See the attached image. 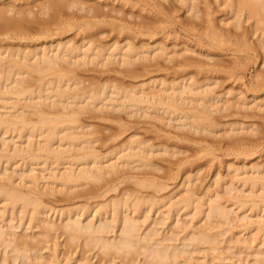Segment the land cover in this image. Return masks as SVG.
Returning <instances> with one entry per match:
<instances>
[{
  "label": "bare ground",
  "instance_id": "6f19581e",
  "mask_svg": "<svg viewBox=\"0 0 264 264\" xmlns=\"http://www.w3.org/2000/svg\"><path fill=\"white\" fill-rule=\"evenodd\" d=\"M99 1L104 2L106 0H99ZM124 1L122 3L123 6L125 4L127 5V3L130 4V2L131 4H135L134 3L135 1L134 2L130 0H124ZM163 1H165L164 3L166 4V1L168 0H162L161 2ZM214 1L217 4L216 6L218 8H224L228 10L227 14L230 16V19L228 22L227 21L228 19L223 21L220 18V21L218 20L219 22L217 21L216 23V21L213 19V15L211 12L212 9H210L211 5L210 6L208 5L209 0H203V2L207 5V10L205 13H203L207 18L205 20L207 26L205 27V33H203L205 35L203 34L202 35L207 37V40L210 44L209 47L214 46L215 47V48L213 47L214 49L222 51L221 49L218 48H221L223 47V45H227V44L231 45L232 43L230 44V42L232 39L230 40V37L236 36L237 31H239L244 24L245 26L246 24H248L249 26V27L247 26L248 29L251 28L252 30L249 29V31L251 30L250 31L251 34L248 33L247 31L246 33L250 34L251 36L253 35L252 37H256V41L254 44L255 48L253 49L252 48L253 45L252 44L249 45L247 43L248 41L245 40L247 36L246 35L242 42L236 41V44L240 46L239 49H241L240 51L239 50L238 51L243 53L246 50H252L253 52L255 51L256 48H258L261 51H264V0H214ZM17 2H23V3L22 4L20 3L21 5H15L14 4L15 2L11 5L3 4V7L0 8V35L2 38H4V41L9 40L10 42V40L12 39L15 40L18 39L16 41H20V42L32 41V43L34 44V42H39V40L44 41L55 37L56 38L59 37L60 39L62 35L66 36L65 34H68L73 30L77 34L75 33L74 34L75 36L73 35L74 36L73 39H68L66 41L64 40L65 42L55 41L49 45L44 43H39L35 47L32 46V48L28 47L30 43L28 44V46L23 44L24 46L22 48L19 47L16 49H12L15 46L14 47L11 46V48L10 46L3 47V45L1 44L3 42L0 43V109L4 111L2 113L0 111V135L1 136L2 135L6 136L7 134L15 135L13 136L12 139L17 138V140L21 142V144L18 145L15 144L17 146H13L14 149L12 148L13 149L12 150L9 149L8 147L9 145L6 144L7 142L6 139L4 140L1 139L0 143L1 142L2 143L0 144L1 145L0 149L1 147H3L1 150L5 155H3L0 152V154H2L0 156V159L4 157V159H6L8 162L13 158H21L25 162L21 164L22 166L28 163L31 165L35 164L36 166L37 165L36 163H38V161L40 162L41 160L43 162L41 164L49 165L50 163L51 166L53 165L54 167L50 171L49 169L46 168L44 170L42 169L43 171L48 170L47 177L46 176L44 177L42 174L40 175L43 177L39 176L38 174H35L34 168L27 169V171H24L21 174L20 178L22 180H20L16 186H14L15 184L9 175L5 174L4 175L5 177L1 178L3 182L9 184L0 183V204H1L0 249H2L0 250V264H33V263L63 264V259L64 261L66 260L64 264H68L72 260L71 257L77 253L75 252L77 251L76 250L77 248H80L82 250V257L81 259L79 258V260L75 261L74 264H92L91 263L92 261L90 262L89 260L90 257L89 259H87L85 258V255L87 253H92L94 251L95 254L93 255V258L95 257L96 259H98V262L94 264H115L117 263L116 261H119V264H141V263L142 264H182L185 262L188 263L187 260H192V256L194 257V254L196 253H198L197 255H199L200 253H202L201 255L204 254L212 255L213 257H210V259L212 258L213 262L211 259L210 263L214 264V262L220 261V257L221 256L224 257L222 255L223 251L221 249L223 248H221V245L222 243H224L223 240L225 239L222 238L224 237L225 234H227V232H230L228 231V227L227 230H225L224 227L230 225L234 221L232 219L233 217H231V213L227 210V208L224 207L220 208L219 205L213 207L211 204L207 214L205 215L204 213L205 211L202 210V203L201 201H199L201 199L197 200L195 198L196 196L194 192L190 189H186L184 185H183L184 189L187 190L185 191L186 196L184 195V197H182V199H180L178 202L176 201L172 202L171 199L172 195L168 196V198L166 197L163 198L160 196L161 193L167 188L161 182H156V180L154 179L153 180L148 179L147 178L148 176L145 177V175L142 176L141 178L136 176H119L120 174L123 175L122 171L124 169L125 170L129 169L128 172H131L133 170L140 171V169L144 171L145 169H148L149 171L159 172L160 171V170L158 171L159 168L156 166V164L152 162V159H155V157H161L163 155L164 156L167 155L170 157L172 156L177 157L179 156L178 155L179 152H175L174 150H173L174 152L172 150H168L166 145L165 147L164 145H162L161 147L158 146V148L153 147V145H148L152 140H150L149 143H147L148 140L147 142L142 141L141 140L142 138H140L141 141L136 140L135 139L136 134L135 136L132 134V136H130L128 139L126 137L127 140L125 142H120L119 146L118 145H116L115 147L113 146L115 149L111 147L110 152L106 151V154H101L99 151L96 150V148H94L93 144L95 143L96 146V143H99L98 139L99 140L102 139V141L104 140L106 141L105 139L106 137L98 138V136L96 135L95 137L97 139L96 138L91 139V138L95 134L98 133L99 135L103 134L102 131L104 130L101 128L102 130L101 131L98 130L97 133L96 129H99L100 128L99 126H98L99 128L98 127L96 128L95 126H91V124L87 125V123L83 125L81 122V116L84 115H88L89 121H91L92 119L97 120L98 118L101 120V122L102 120H105V123L106 120H108L107 123L108 122L110 123L111 121L109 120L115 119L114 121H117L116 119L119 118L120 121H118L117 123H114V121L112 122V124L114 123L115 125L118 126L117 128L118 133L116 130L113 129L114 131H116L114 132L115 134L112 132L113 135L111 133V135H109L110 138L107 137L108 139L115 141L116 138L120 139L121 138V137L119 138V136H121L120 134H123L124 132L126 133L127 128L130 126H127V128L124 127V125L126 124L123 123L121 117H116L114 119H111L113 118L112 116H115L114 113H118L120 115L123 112L124 116L125 114L127 115V118L131 116V119L133 118V116L135 118H139V117L151 118L152 113H149L150 112L149 110L154 109L155 113L156 112L159 113V111H162L164 115H167L168 117L166 116V121L167 118L176 115L177 118L174 117L176 118L174 120H179V122L182 121L181 122L182 125L180 124L181 126L180 128L187 129L186 130L187 133H190L192 135L206 134V136L214 134L216 127L219 125V124L218 125L214 124L215 121L214 119L212 120V116H211V109H213L212 105H214L213 100L215 98L214 96H212L213 95L212 93L214 91L213 90L210 91L209 89L210 85L207 84L199 85L200 84L199 81L197 82L199 84H197L196 80L195 81L193 80L195 78L192 72L191 75L188 71H186L191 76L187 73V75L189 76L187 77L186 75L187 78H184V75L182 74L178 76L179 78L171 80L170 82L166 80L163 81V79L161 80L160 78H159L160 81L154 79L152 81L151 79H149L147 80L149 82L147 83L145 82V84L140 83L137 86H136L137 83L134 85L128 84L129 86L125 85L126 87L119 86L121 82L120 83L118 82L119 84L116 83L114 85L113 83L114 80L111 84V80L109 79L105 80V82H103L104 80L102 79L103 81L101 84L100 80L98 82L94 78L93 79L95 81L92 82H94L95 85V82L97 81L98 84L93 86V83L91 84L92 79L90 80V82L87 79L88 84L90 83L91 85L90 84L88 85L86 83L87 85L86 86L83 84L86 82L85 77L87 76L84 77L80 76L87 69L89 71V68H91V70L95 72L96 70H98L96 72L97 73L96 75L100 74L102 70L103 71L105 70L108 77L109 75L108 72L113 71V73L116 75L121 73L118 75L117 78H119L120 75L125 74L128 77L130 76V78L132 77V81L134 76L135 78H137L138 76L136 75H139V73H141V75L139 76L144 77L148 75L147 73L150 72L152 69L155 72L159 70V73H161V71H163L162 73H165L164 70L167 71L168 69L169 71L171 69V72L173 73L172 68L174 70L176 69L174 71L176 73L177 71L184 72L185 70L193 66L197 65L199 67V65L202 64L200 62H199L200 64L197 62L199 64L198 65L196 62L193 63V61L195 60L191 61L192 59H188V58L186 59V57H184L187 54L189 55L194 54L196 56L195 53L196 51L194 52V50H192L191 48L190 49L184 48L185 50L183 49L184 51V52L182 51L183 53L172 52L173 50L170 51L169 50L170 48L167 49L165 47V44L163 46L161 45V43L151 46L149 44L146 45L141 44L140 42L141 45L138 44L139 46H136V44L133 42L135 36L131 38L133 40H130V36H126L121 40L115 38V41L113 38L112 39L113 42L112 41L108 43L107 42L103 43V41L99 42V39L103 37L104 38L106 37L107 40L109 33L111 32H113V34L117 32V36L118 35L121 36V34H123L122 32H127L132 34L134 33L132 31V29L134 30V28L128 27V24L126 25L124 22L122 23V20H119L120 18H122L123 12L121 13L120 10H119L120 12L114 11L115 9L110 10L111 8L107 11L108 5L107 8L105 6L103 8V6L101 7L98 4L93 5V3L90 4L91 2L90 3L86 1L84 2L83 0L82 1L81 0L78 1L77 0H17ZM117 2L119 3L120 0H118ZM172 2H176V4H179L181 6L180 8L184 7L187 15L189 16V18H191L190 20L197 21V19L200 18V9L197 5V2H199V0H174V1L172 0ZM155 3L160 4V0L159 2H157L156 0L154 4ZM148 4L149 3H147L146 0L136 1V5H139L138 7H140L142 10L145 9L144 7L148 6L147 7L148 10L146 9L145 10L149 11V9L151 10L156 6L155 5L154 7H149ZM158 6L157 8L155 7L156 11L153 9L155 12L154 11L151 12H153L152 14L156 13L155 14L156 17L157 15L158 16L161 15V17H163L162 14L163 10L162 8H158ZM133 7L135 8L136 6L133 5L131 9ZM74 9L76 10L77 13L79 12V14L80 13L83 14V15L81 14V16L78 15L82 18V20L80 18L78 20L77 17L76 19H74V16L69 17L68 16L69 13L66 14L67 16L63 15V13H66V11L67 12L71 10L74 11ZM104 9L106 10V12H104ZM176 10H178V8H176ZM176 10L175 12L173 11L174 14L177 12ZM76 12L74 11L75 14ZM109 12H111L112 15L115 13L113 16H116L117 13V17H120L118 18L119 21L118 22L109 21L107 19L109 16ZM170 12L168 14L165 13V16L166 15L170 16L171 14ZM119 13L121 16L119 15ZM128 14L126 16H128ZM62 15L63 17H69L70 19L69 18L64 19ZM70 16H72V14ZM126 16H124L123 18H126ZM130 16L136 19L135 20L133 18L135 21L134 24H137V22L139 21V20L137 21V19H139L140 16L136 17L130 14L128 17L130 18L128 19L129 21L132 19V17ZM167 16L166 18H162V19L163 20L170 19V21L171 20L175 21V19L169 18V16L168 17ZM161 17H160L161 24L168 22V21H161L162 20ZM140 22H142V20L139 21V24H141ZM143 22H145V20H143ZM149 22L150 20L148 22L146 20V24L144 23H143L144 25L141 24V29L142 26L145 27V25L152 27L151 23ZM175 23L176 21L173 23V25ZM218 23H222L223 25L230 27V31H228L225 34H223L222 32L223 30L219 32L217 29L218 27L217 25H219ZM139 24L137 25L139 26ZM153 24L154 22L152 23V25ZM179 24H180V20H179ZM157 25L154 26L155 29L154 27L148 28L146 26L148 30H146L145 27L146 30L145 34H147L146 32L148 31L147 35L143 34L144 29L143 30L140 29L141 31L138 30L136 34L137 35L136 38L139 37V35L140 37L147 36L148 39L149 38L151 39L152 37L155 38L157 32L155 34L154 30L156 31L158 28H159L158 30H162L164 29L165 26L164 24L163 27L159 26L160 24L158 26ZM186 25L182 30H184L187 27L185 31L190 30L191 33H193V31H195V28L197 29V26L196 27L194 26V30H193V28ZM136 27L137 26H135V28ZM138 28H140V26L137 27L136 29ZM150 29L151 30L153 29L154 36L151 33L152 31H149ZM105 30L109 31L107 36L105 34L106 32ZM232 30L233 33H235L234 35H232L233 33L231 34ZM165 31L166 30H164V32ZM77 35L80 38L78 41L75 40ZM164 35L166 36L167 34ZM114 36H116V33L115 35H113V37ZM123 36H125V34ZM236 37H234V39ZM104 38L103 40H105ZM198 40L199 43L203 41V40L200 41L201 39L199 38ZM205 58H207V56ZM208 59L212 60L210 58ZM188 60H190L192 64ZM160 61L162 63L165 62L170 64V67H172L171 64H173L174 67L170 68L167 65L166 66L164 65L163 67V65H160ZM263 65H264V61H263ZM111 66L112 67L115 66L117 67V69L121 71L116 70V68L115 69L111 68L114 70H110ZM197 66L196 68L194 67L195 68L194 70L198 68ZM201 66L203 67V65H200L199 67L200 71H198L197 69L198 72L196 73L202 72ZM240 66L238 65V67ZM161 67L164 70H162ZM203 68L207 70L206 67ZM206 70H204L203 72H206ZM212 70H216V69L212 68ZM88 71H86V73H88ZM154 71L151 72L155 73ZM218 72L221 73V71ZM102 73L103 75L105 74L104 72ZM145 73L146 75L143 76V74ZM152 73L150 74L152 75ZM176 73L174 74L177 75ZM88 74H90V71ZM91 74H93V72ZM116 75L114 76L116 77ZM91 76L94 77V75ZM123 76L122 77L120 76V78H123ZM126 76L125 78H123V81L128 79L126 78ZM98 78L99 77L97 76V79ZM82 79H85V81ZM108 80L109 83H107ZM260 83L263 84L262 81ZM260 83L256 85L258 86L257 87L258 90H261L259 88L262 87ZM215 86L216 85H214V87ZM204 87L206 88L203 89ZM153 88L156 89L159 88V89L155 91V89L152 90ZM243 100L244 99H242V101ZM211 102H213L212 105H210ZM244 102L247 101L244 100ZM259 104L252 108H248V106L246 104L245 105L246 108H248L247 110H255V111L258 110L259 112L264 113V104L261 105ZM218 106L216 105L214 106L215 113H220L219 111L217 112V110H219L221 106L220 108ZM216 107H218V109ZM241 108L242 107H240V109ZM228 109L230 108L228 107L227 110ZM171 118L170 120L173 121V119ZM163 120L165 119L163 118ZM86 121L87 119L85 120V122ZM168 121L166 123H168ZM263 121H264V117H263ZM118 123L120 124L118 125ZM90 127H92V130L93 129L95 130H93L92 132V130H90ZM218 127L221 126L219 125ZM226 127L228 128V126ZM107 128L110 129V127ZM233 128L230 127V129ZM123 129H125V131ZM128 130H132V129L128 128ZM240 130H238V132ZM248 130H250L249 127ZM108 131L110 132V130ZM231 131L232 130H230V133H232ZM253 131L254 130H252V132ZM150 134L151 133H149V135ZM250 134L248 136H250ZM196 136L197 138H199L198 135ZM237 136H235L236 140L233 141L232 138L231 139L232 142L228 143V145L231 144L232 146H234V148L235 147L238 148L236 149L238 154L239 152L240 154L242 153L249 154V151H243V149L242 150L240 149L241 147L243 148L245 144H249L250 143L249 140L248 141L245 139L243 140V138L242 140H238ZM179 138H182V136L181 137L179 136ZM33 139L35 140L39 139V141L37 142ZM102 141L101 144L109 143V142L105 143ZM154 141L152 142L154 143ZM246 141L249 143H247ZM115 142H112V144H115ZM176 142L177 144H179L178 143L179 141ZM55 144L58 146H56ZM54 145L58 148H54ZM104 148L106 149V147ZM202 148L204 150V147ZM244 148L246 149V147ZM194 162H195L194 160L189 162V166L190 163L193 166ZM7 164L8 163H6V165ZM43 165L40 166V168L41 167L43 168ZM63 165H65L66 167L61 172V170H58V168ZM254 169L257 170L256 168L253 167L252 172ZM239 171L235 170L234 173L236 172L238 173ZM128 172L126 170V173ZM123 173L125 172L123 171ZM144 173L146 174L147 172ZM196 173L199 174L198 171H196ZM257 173H256L257 177L252 176L253 178L249 176L248 177L243 176V180H242L243 184H247V185L249 184V186H252V188L255 187L258 188L259 186V188L263 189L264 174L262 175V177H260V175ZM140 174L141 173H139L138 175ZM155 174L157 173L155 172ZM192 175H195V173L194 174L192 173ZM185 180L186 182H191L189 176H187ZM41 181L49 183L48 188L50 189H49V193L47 192L48 195L63 193L65 196L66 195L69 196L72 193L76 198L80 196L90 197L92 195L91 198L89 197L88 198L98 199L100 197L101 199V197L103 198L107 197L106 195H108L109 192L110 193L112 192V194L114 192L117 193V186H120L122 182L124 184L125 181H129V182L133 181L131 184L136 185L138 187L137 189L140 190L142 189V191L145 190L148 191L150 189L152 194L149 193L148 195H144L145 193L143 194L142 192L140 193L139 192L140 190L135 191L134 189L133 191L131 190V188L130 189L127 188L124 190L121 189L122 192L117 194V196L111 197L112 199L108 198L107 200L109 201L106 202L105 204L97 203L95 204V206L93 205L94 207H92L91 209H88L86 207L87 203L85 207L80 205L81 208H79L78 206L75 207L74 209H69L70 208L69 207L66 210L63 209L64 211L60 210L62 213L55 209L57 213L59 212L58 215H60L61 217V219H59L60 224L57 226V224L55 223L57 221L55 222L51 221L52 218L51 220L47 219L49 218L48 217V215L50 214L49 212L52 211L53 213L55 211L54 208L51 209L52 208L51 206L50 208L48 207L47 204L43 203V200H41V193L37 192L38 187H40L39 184H41ZM242 181L240 180V182ZM100 184H104L105 188L104 186H102L103 188L100 187L98 188V190L96 188V191L95 188H89L88 190H83V191L79 190L81 192L79 191L76 192L75 190V189L78 190L80 188H84L87 185L99 186ZM230 186L232 188V185ZM262 195L260 197L264 198V193H262ZM252 205L254 207L253 203ZM260 205H262L263 207L262 208L263 211L262 210L261 211L264 214V203L263 204L261 203ZM242 206L243 205L241 204V207ZM257 206L258 205H256L255 207L258 209L259 206L258 207ZM189 208H192L196 216L203 215V217L199 221L198 220L197 221L199 223L203 221L205 218V221L203 222L204 224L202 223L201 225L200 223V225H198L196 222H195L196 224H193L194 222L184 223L183 220L181 222L180 217L182 216L178 215V213H180V210L182 209L186 211ZM160 209H163L164 211L161 212ZM153 210H154V214L157 212L161 213V215L163 214V216L161 217L162 219L159 218V216L157 217V219H152L151 214ZM54 213L56 215V212ZM17 217H19L20 222L25 221V224L23 225L27 224L26 226L29 227L27 228L28 230L37 229L38 231L36 233L34 232L36 235L35 234L17 235L16 230L19 227L21 228L20 225L19 227L13 225L15 218L16 220H18ZM246 219L247 218H243L240 220L244 221ZM168 221L172 222L171 223L172 225H169L170 228L171 226H173L174 228H172V230L169 229L170 230L168 232L169 234L167 233V235L164 236L163 233L165 231H163L162 233L160 232L161 229L159 228H164L167 225ZM256 225H257L256 230L258 232L263 231L264 222H258ZM230 227L231 226H229V228ZM60 237H64L63 247L64 248L66 247L67 250L72 249L71 252L68 253L69 256L67 255L62 260H60L59 257H61L63 253L61 254H59L60 252L58 253L59 251L58 249L61 248L60 247L61 244L57 243L58 241L57 239H59ZM248 241L249 240L246 241V239L243 240L237 238L236 240L228 239V242L225 243H229L228 246L229 245L232 246L231 244H233L235 248L233 246L232 247L234 249L238 248L239 250L242 248H248L247 245L250 243V242L248 243ZM49 244H51V246ZM47 245H49L50 247L48 248ZM228 246L225 247L226 249V250L224 249L225 251H227ZM52 247L54 250H52ZM46 249H49L52 252V254H49L50 255L49 257H47L48 254L47 256H45L47 258L43 257L44 255L42 256L40 254L41 251ZM67 250L66 252H68ZM261 254L262 252L260 254L259 253L257 254L258 259L257 261L255 260L256 261L255 264L257 262H258L257 264H264V254L262 257L260 256ZM221 260L224 261V259ZM215 264H219V263H215Z\"/></svg>",
  "mask_w": 264,
  "mask_h": 264
},
{
  "label": "rangeland",
  "instance_id": "374dc122",
  "mask_svg": "<svg viewBox=\"0 0 264 264\" xmlns=\"http://www.w3.org/2000/svg\"><path fill=\"white\" fill-rule=\"evenodd\" d=\"M83 1L84 2L86 1V2H89V3L91 2L90 4L93 3V5L94 4H98L101 7L103 6V8H104V6L107 8V5H108L107 11L110 8H111L110 10H114L115 9L114 11H119L120 10L121 13L123 12L122 18L117 17V13H116V16H113L115 13L112 15L111 12H109V16H108L107 19L109 21H115V22L116 21L118 22L119 20H122V23L124 22L126 25L128 24V27L134 28V30L132 29V31L134 32L133 33L134 35L132 33L122 32L123 34H121V36L120 35L117 36V32H115L116 33V36H114V37H113V35H115V33L114 34H113V32L109 33L108 30H105L107 32V33L105 32L106 36L109 33V36L111 38L108 36V38L106 40V37L105 38L103 37L106 41L103 40V38H100L99 39V42H102V41H103V43L104 42L105 43L106 42L108 43V42H111V41L113 42V40H112L113 38H114V41H115V38H118L119 40H121L122 38H125L126 36H130V40H133L131 38H133L135 36L134 37L135 39L133 40V42L136 44V46H139L141 44H145V45L146 44H149V45L152 46V45H156V44L161 43V45H163V46L165 44V47L167 49L170 48L169 49L170 51L173 50L172 52H177V53H179V52L181 53L184 48L185 49H187V48L190 49L191 48L192 50H194V52L196 51L195 52L196 53V56L194 54L193 55L192 54H190V55L187 54L184 57H186V59L187 58L188 59H192L191 61L195 60V61H193V63L194 62H196V63L197 62L198 63L199 62L202 63V64H200V63L199 64L200 65H203V67H206L207 70H208V72H209L208 73L207 70L201 66L202 69L201 68L200 69L202 70V72L196 73V72L200 71L199 70L200 65L197 63L199 65V67L196 65L198 67L197 68L198 71H197V69L194 70L196 68V66H193V67L185 70L184 72H181V71L178 72L177 71V73H176V72H174L176 69L174 70L172 68V67H174L173 64H171L172 67H170V64L165 63V62L162 63L160 61V65H163V67H164V65L165 66L167 65L170 68H172L173 73L171 72V69H170V71H169V69L168 70L166 69L167 71H169V72H167L164 69H162V67H161V69L164 70L165 73H162L163 71H161V69H160L161 73H159V70H157L158 71V73H157V71L155 72L152 69L151 71H154L155 73H152L151 71L147 73L148 75H151L150 73H152L151 76H148L145 73V74H143V76L146 75L147 77L146 76L142 77V76H139V75H141V73H139V75H136V76H138L137 77L138 79L135 78V76H134L133 81H132V77L130 78V76L128 77L125 74H122V75H120L121 77L124 75L123 78H125V76H126V78L129 79V80L126 79V80L123 81V78H120V76H119V78H117L118 75L121 74V73H119L118 75H116V74L113 73V71L112 72H108L109 75L107 77V74H106L105 70L104 71L102 70V72L105 73L104 75H103L102 72L101 73L99 72L100 74L96 75L97 74L96 72L98 70H96V72H95V71L91 70V68H89L90 74H88L89 71L87 69L86 71H88V73H86V71H85L84 73H82V75H80L81 77L82 76L83 77L84 76H87V77H85L86 82L83 85H86V83L88 84L87 81L89 80V82H90L91 79H92L91 80V84L93 83V86H95L96 84H98L99 80H100V82L102 84V81L103 80H104L103 82H105V80L109 79V80H111V84H112V82L114 80V82H113L114 85L116 83L119 84L121 82L119 86L126 87V86H129L131 84L134 85L136 83H137L136 84V86H137L140 83L141 84H145V82L146 83L149 82V81H147L149 79H151L152 81H153V79L154 80H157V81H160V79L161 80L163 79V81L166 80V81L170 82L171 80H174L176 78H179L178 76L179 75H182V74L184 75V78H187L191 74V72H192L194 74V78H195L193 80L194 81L196 80V83L198 81L200 83V84L199 83H197V84H199V85H206V84L207 85H210V88H209L210 91L211 90L214 91L212 93L213 94L212 96L215 97L214 100H213L214 103L213 102L210 103V105H212V103L214 104V105H212L213 106V109H211V116H212V120L214 119L215 123L214 122H212V123H214L215 125H218L219 124L221 126V127H218L219 125L217 127L215 126L216 127L215 133L214 134H211V135H207V136H206V134H202V135L195 134V135H192L190 133H187V131H186L187 129L180 128L181 127L180 124H181L182 121L179 122V120H174V119L177 118L176 115H174L173 117L171 116L172 118L171 117L167 118V121L170 120V118H171V119H173L174 122L172 120H170V121H168V123H166L167 122L166 121V116L167 115H164L162 113V111H159V113H157V112L155 113L154 112L155 110L154 109H151L152 111L149 110L150 111L149 113H152L151 118H145V117L135 118L133 116L132 119H131V116H129L127 118V115L126 114L124 116L123 112L120 115L118 113H114L115 116H112L113 118H111V119H114L116 117H121V120L123 121V123L126 124V125H124V127L127 128V126H130L128 128H131L132 129V130H128V128H127L128 131L126 130V133L125 132L124 133L122 132L123 134H120L121 136H119V138L120 137L121 138L120 139H117L116 138L115 141H117V142H115V141H112L111 139H108V138H110L109 135H111L112 132L114 133V132L117 131L118 126L115 125L114 123H117L118 121H120L119 118L116 119L117 121H114L115 119L114 120H109V121H111L110 123L109 122L107 123L108 120H106V123H105V120H102V122H101V120L98 119V118H97V120H99V121H97L96 119H92V118L91 119L93 121L92 120L89 121L88 120L89 119L88 115L81 116V122H82L83 125L87 123V125L88 124L89 125L91 124V126H95L96 128L99 126L100 128L98 127L99 129H96L97 133H98V130L99 131H101L102 129L104 130V131H102V133L104 135L101 134V133H100L101 135H99V133H98V134H95L92 138L90 137L91 139L96 138L95 137L96 135L98 136V138H105L106 137L105 138L106 141L104 139H103L104 141H102V139H100V140L98 139V141H99L100 144L99 143H96V146H95V143H94L93 144L94 148H96V150L99 151L101 154H106V151L107 152L108 151L109 152L111 151V149H110L111 147H113V146L115 147L116 145L119 146V143L120 142H125L130 136H132V134L134 136L136 134V136H135V139L136 140H140V138H142L141 139L142 141H146L147 142V140H148L147 143H149L150 140H152V141L155 140L154 143L151 141L152 144L150 142V144H148V145H153V147H157V148H158V146L161 147L162 145H164V147H165V145H166V147H167L168 150H172V151L174 150L175 152L181 153V154L178 153L179 156H177V154H176L177 157H175V156L170 157V156H167V155L161 156L160 155L161 157H155V159H152V162L154 164H156V166L159 168L158 169V171L160 170L159 172H157V171H154V172L153 171H149L148 169H145V171L142 170V169H140V171L139 170L138 171L137 170H133L131 172H128L129 169H126L127 172H128V173H126V170L124 169L123 171L125 173H123V171H122V174L123 175L120 174L119 176H136V177H140L141 178L142 176L145 175V177L148 176L147 177L148 179H151V180L154 179V180H156V182H161L167 188L165 187L166 189L161 193L160 196L163 197V198L164 197L168 198V196H171L172 195L171 196L172 197L171 198L172 199V202H175V201L178 202L180 199H182V197H184V195L186 193L185 191H187L186 189H190V190H192L194 192V194L196 196L195 198L197 200L198 199H201L199 201H201V203H202V210L205 211L204 212L205 215L207 214V212H208L211 204H212L213 207H216V205H219L220 208H222V207L227 208V210L231 213V217H233L232 219L234 221L230 225L224 227L225 230H227V227H228V231H230V232H227V234H225L224 237L222 238V239H225V240H223L224 243L225 242H228V239H230V240H232V239L233 240H236L237 238H240V239H243V240L246 239V241L249 240L248 243L249 242L250 243L247 245L248 248H242V249H239V250H238V248H236L237 250L234 249L235 247L233 246V244H231V245L234 248L232 246H230V245L228 246L229 243H225V244L222 243L221 248H223V249H221V250L223 251L222 255L224 257L221 256L222 258L220 257V261L214 262V264L215 263H219L220 264L221 261H222L221 259H224V261H222L221 264H255V262L258 259L257 254L258 253L260 254L262 252V254L260 255L261 257L264 254V229H263V231H260V232H258L256 230V228H257V225L256 224L258 222H264V214L262 212L263 211V209H262L263 207H262V205H260L261 203L262 204L264 203V198L260 197L262 195V193H264V190H263L264 188L261 189V188H259V186H258V188L255 187L256 189L255 188H252V186H249V184L248 185L247 184H243V181L242 180H243V176H245V177H248L249 176L251 178H253L255 176L257 177V175H256L257 172H258L257 174H259L260 177H262V175L264 174V121H263L264 113L263 112H259L258 110H256V111L255 110H247L248 108H252V107L257 106L259 103H260L259 105L264 104V65H263V61H264L263 60L264 59V53L263 52L264 51H261L258 48H256L255 51L257 53L255 51L252 52V50H246L243 53H241V52H239L241 50V49H239L240 46H238L236 44V41L242 42L244 40L245 36L247 35L245 40L248 41L247 43L249 45L252 44L253 45L252 48L254 49L255 48L254 47L255 46L254 44H255V41H256V37H252L253 35L252 36L250 35L251 34L250 31L252 29L249 28V29H251L249 31L248 24H246V26L244 24L242 26V28L239 31H237L236 36L238 38L236 36H234L238 40L236 38H235L236 39L235 40L233 36L230 37V40L231 39L233 40V41L231 40V42H230V44L231 43L232 44L231 45H228V44L227 45H223V47L218 48V49H221L222 50V51H220V50L214 49L215 48L214 46H213L214 48L212 46L209 47L210 44H209V42L207 40V37L206 36H203V35H205L203 33H205V27L207 26V23L205 21L207 18L205 17V14H203L207 10V5L203 2V0H199V2H197V5H198V7L200 9V18L197 19V21L190 20L191 18H189V16L187 15L185 8L184 7L183 8H180L181 6L179 4H176V2H172V0H168L170 3L168 1H166V4L164 3L165 1L161 2L162 0H160V4L159 3H155L154 4V2L156 0H152L154 2H152L150 0H146V2L149 3L148 4L149 7H154L156 5L155 7L157 8V6L159 5L158 8H162V10H163V12H162L163 17H161V15H159L161 17V19L162 18H166L167 15L165 16V13L168 14L171 10L174 9V7H175V9L173 10L174 12H175L176 8H178V10H176L177 12L175 14H174L173 11H171L170 12L171 13L170 16L168 15L169 18L175 19L176 23L174 25H173V23L175 21L174 20L173 21L172 20L170 21V19L169 20L168 19L167 20H163L162 19L161 21H168V22H165V23H162L161 24L160 17L158 15L156 17V15H155L156 13L155 14H152L153 12H151V11H154V10L156 11L155 7L152 8L151 10L149 9V11L151 13L149 11H146V10H148L147 9L148 6L144 7L146 10L145 9L142 10L140 7H138L139 5H136V1H139V0H130L132 2L135 1L134 2L135 4H131V2H130V4L127 3V5L125 4L126 2L124 0H120L119 3L117 2L118 0H116V1L115 0L114 1L113 0H106L104 2H100L99 0L98 1L97 0H83ZM123 1L125 2L124 3L125 4L124 6L122 4ZM200 1H202V2H200ZM157 2H159V0H157ZM167 2H168V4H167ZM13 3L15 5H21L23 2H17V0H4V1L2 0V1H0V8L3 7V4H6V5L7 4H10L11 5ZM111 5L113 6V8H112ZM133 5L136 6V7L135 8L133 7L131 9V7ZM151 5H153V6H151ZM208 5L209 6L211 5L210 6V9H212L211 12H212V15H213V19L216 21V23H217L218 20L220 21V18L223 21H225V20L228 19L227 21L229 22L230 16L227 14L228 13L227 12L228 11L227 9L218 8L216 6L217 4L215 3L214 0H209ZM121 6H122V8H121ZM171 7H173V8H171ZM74 11L76 12L75 9H74ZM74 11H72V10L69 11V12L66 11V13H63V15L67 16L66 14L69 13L68 14L69 17H73L74 16V19H76V17H77L78 20H79V18L82 20V18L80 17L82 13L79 14V12L78 13L76 12V14H75ZM70 12H73V13H70ZM104 12H106L105 9H104ZM127 12L128 13L130 12V13L128 14ZM71 14H72V16H70ZM127 14H128V16H126ZM130 14L133 15V16H136L138 14L136 17H139V16L140 17H139V19H137V21L138 20L139 21L142 20V22H140L142 25L146 24V20H147V22L150 20L149 23H151V26L152 27L156 26L157 24L158 25L160 24L159 26L163 27V24H164L165 25L164 26V29L161 28L163 31L162 30H158L159 28L157 27L158 28L157 30L159 32L157 30L156 31L154 30V33L156 34V32H157V35L158 36L156 35L155 38L154 37H152L151 39L149 38L150 40L148 39L147 36L146 37L145 36L144 37L143 36L140 37L139 34L138 35H139L140 39H139V37L136 38L137 31L141 29V24H139V21L138 22L136 21L137 24H139V26H140V28L136 29L139 26L137 24H134L135 23V21H134L135 18L132 17V16H130V17H132V19L133 18L134 19L133 20L131 19L130 20L131 22L128 20V19H130V18H128ZM63 15H62V17H63ZM78 15H80V16H78ZM119 15H120V13H119ZM153 15H154V17H153ZM124 16H126L127 19L126 18H123ZM69 17H63V18L64 19L65 18L68 19ZM112 17H114V18H112ZM118 18H120V19L118 20ZM124 19H126V20H124ZM177 19H178V21H177ZM127 20H128V23H127ZM143 20H145V22H143ZM179 20H180V24H179ZM158 21H159V23H158ZM153 22H154L155 25L154 24L152 25ZM171 22H173V23H171ZM188 22L190 23V25H189ZM192 22H193V24H192ZM119 23H121V22H119ZM149 23H147V24H149ZM131 24H132L133 27L131 26ZM133 24L135 26H137V27L135 28V26ZM218 24H219V25H217L218 27L217 26L216 27H217V29H218L219 32L223 30L222 32H223V34H225L228 31H230V27L225 26L222 23H218ZM181 25H183V26H181ZM185 25L186 26H190L191 28H193V30H194V26L195 27L197 26V29L195 28V31H193V33H191L190 30L185 31V29H187V27L184 30H182L185 27ZM146 26L147 25H145V27ZM145 27L142 26V29L141 30L144 29L143 34L144 35H147L148 34V31L146 32L147 34H145V31L148 30L147 27L148 28H152V27L147 26L146 27V30H145ZM154 29H155V27H154ZM198 29H199V31H198ZM164 30H166V31L164 32ZM149 31H152L151 33L153 34V29L152 30L150 29ZM246 31L248 33H250V34L246 33ZM75 33L76 32L73 30V31L69 32L68 34H65L66 36L62 35L63 37L61 36L60 39H59V37H57V38L55 37V38H52V39L44 40L45 42L43 40H39V42H34L33 41L34 44L32 43V41L31 42H29V41H26V42L25 41H23V42L22 41L21 42L20 41H16L18 39H16V40L15 39H12V40H10V42H9V40L8 41L7 40L4 41V38H2L1 35H0V43L3 42V43H1L3 45V47L4 46H8L9 47L10 46V48H11V46L12 47L15 46L12 49H16V48H19V47L22 48L24 45L28 46V44L30 43V45L28 47H31L32 48V46L35 47L39 43H44V44L49 45V44H51V43H53L55 41H64V40L66 41L68 39H73L74 36H75L74 35ZM232 33H233V30H232L231 34ZM124 34H125V36H123ZM164 34H167V35L165 36ZM234 34L235 33H233L232 35H234ZM257 34H259V33H257ZM153 36H154V34H153ZM77 37L75 38L76 41H78L80 39L78 35H77ZM198 38L201 39L200 41L203 40L204 42L202 41L203 43L202 42L199 43L198 42L199 41ZM18 42H20V43H18ZM140 42H141V44H140ZM16 46H18V47H16ZM176 46H178V47H176ZM174 48H176V49H174ZM198 54H199V56H198ZM204 56L205 57L207 56V58H205ZM208 58H210L212 60H209ZM188 61L190 62V60H188ZM238 65L239 66L241 65V66L238 67ZM111 68H114V69L116 68V70H119L115 66H113V67L111 66L110 67V70H114V69H111ZM212 68L213 69L215 68L216 70H212ZM204 70H206V72H203ZM119 71H121V70H119ZM186 71H188L190 74L188 72H186ZM218 71H221V73L218 72ZM92 72H93V74H91ZM115 73H116V71H115ZM174 73H176L177 75H175ZM187 73L189 75H187ZM110 74H113V75H110ZM91 75H94V77L91 76ZM114 75H116V77ZM186 75H187V77H186ZM196 75H197V77H196ZM97 76L99 77L98 79H97ZM102 76H104V77H102ZM112 76H114V77H112ZM49 78H51V77H49ZM93 78L98 81V82L96 81L97 83L95 82V85H94V82H92V81H95ZM85 79H82V80L85 81ZM109 80H108V82L107 81L106 82L109 83ZM259 81L260 82L262 81L263 84L260 83ZM212 82L214 83V85H216L215 87H214V85H213ZM259 83L262 85V87L260 85L261 88H259L261 90H258V88H257L258 86H256ZM159 88H157V89L156 88H153L152 90L155 89V91H156ZM205 88L206 87H204L203 89H205ZM242 99H244L247 102H244V100L242 101ZM11 102H13V101H11ZM21 103H23V102H21ZM243 103H245L248 106V108H246V105L243 104ZM215 105L216 106L219 105L218 106L219 108L221 106V108H220L221 110L220 109L217 110V112L219 111L220 113H215V110H214L215 109V107H214ZM226 105H228V106H226ZM189 107H191V106H189ZM218 107H216V108L218 109ZM225 107H226V109H225ZM228 107L230 109L227 110ZM240 107H242V108L244 107V108L243 109L242 108L240 109ZM0 111H1V113L4 112L1 109H0ZM154 117H155V119H154ZM159 117H162V118H159ZM174 117H176V118H174ZM84 118L87 119L86 122H85L86 119H84ZM163 118L165 120H163ZM82 120H84V121H82ZM128 120L131 121V122H129ZM113 121H114V123H113L114 126L112 124ZM120 123H118V125ZM164 125H166V126H164ZM224 125H225V127H224ZM178 126H179V128H178ZM226 126H228V128ZM107 127H110V129L107 128ZM230 127H232V128L234 127V128L233 129H230ZM248 127L250 128V130H248ZM113 129L116 130V131H114ZM125 129H123V130L125 131ZM242 129H243V131H242ZM86 130H89V129H86ZM90 130H92V127H90ZM93 130H95V129H93ZM93 130H92V132H93ZM108 130H110V132ZM230 130H232L231 131L232 133H230ZM233 130H234V133H233ZM238 130H240V131L238 132ZM252 130H254V131L252 132ZM248 131L249 132L251 131L252 133L250 132L251 133L250 134ZM108 132H109V134H108ZM113 133H112V135H113ZM117 133H118V131H117ZM149 133H151V134L149 135ZM249 134H250V136H248ZM137 135H138V137H137ZM196 135H198L199 138H197ZM13 136H15V135H9V134H7L6 136H3V135L1 136L0 135V141H1V139L2 140L6 139V141L8 142V143L6 142V144L9 145V146L7 145L9 147V149H12V148L14 149L13 146H17L18 144H21V142H19L17 140V138H14L16 140L12 139ZM101 136H104V137H101ZM157 136H158V139H160V140L157 139ZM179 136L180 137L182 136V138H179ZM192 136H194V137H192ZM235 136H237L238 140H242V138H243V140L244 139L247 140V141L249 140L250 143L246 141L249 144H245V146H243V148L241 147L240 149L241 150L243 149V151H249V154L250 155L249 154H246V153L240 154V152L238 154V152L236 150L238 148H236V147L234 148V146H232L231 144H230L231 146L228 145V143L232 142V140L233 141L236 140V137ZM126 137H127V139H126ZM166 138H168L169 141ZM143 139H145V140H143ZM33 140H35V139H33ZM188 140H190V141H188ZM35 141L38 142L39 139L38 140L36 139ZM101 141L102 142H105V143L106 142H109V143H106V144L103 143L104 144L103 145V144H101ZM111 141L112 142H115V144H112ZM176 141H179L178 142L179 144H177ZM15 144H17V145H15ZM25 144H24V146H25ZM193 144H195V145H193ZM55 145H54V148H58V147H56L58 145H56V146ZM102 146L106 147V149L104 147H102ZM202 147H204V150H203ZM210 147H211V149H210ZM244 147H246V149ZM2 148L3 147H1V149ZM172 148H174V149H172ZM178 148H179V150H178ZM233 148H234V150H233ZM251 150H252V152H251ZM0 152L3 154L2 150ZM250 152L252 153V155H251ZM2 154H0V156ZM3 155H5V154H3ZM5 160L6 159H4V157H2L0 159V183H6V182H3V180L1 179L2 177H5L4 175L6 174V175H9L12 178V181L15 184L14 186H16L19 183V181L22 180L20 178V176H21V174L24 171H27V169H31V168L33 169L34 168L35 174H38L39 176H41L40 174H42L44 177L45 176L47 177L48 170L47 171L46 170L43 171V170L46 168V169H49V171H50L52 168H54L53 165L51 166V164L49 162H46V163H49V165L48 164H45V165L41 164V163H43L41 160H40V162L38 161L39 164L36 163L37 164L36 166H35V164L34 165H31L29 163L26 164V165H24V166H22L21 164H23L24 161L21 158H13V159L9 160L8 162H7V160L6 161ZM193 160L195 161L194 162L195 164L193 163V166H192L191 163H190V166H189V162H191ZM6 163H8V164L6 165ZM178 163H180V164H178ZM42 165H43V168L42 167L40 168V166H42ZM23 167H25V168H23ZM61 167H59L58 170H61V172H62L63 169L66 166L63 165ZM253 167L256 168L257 170L254 169L253 172H252ZM169 170H171V171H169ZM235 170H237V171L241 170V171H239L238 172L239 174H238L237 172L234 173ZM196 171H198L199 174L196 173ZM144 172H147V173L145 174ZM150 172H153V173H150ZM155 172L157 174H155ZM166 172H169V173H166ZM139 173H141L142 175L141 174L138 175ZM192 173L193 174L195 173V175H192ZM196 174H197V177H196ZM43 176H41V177H43ZM187 176L190 177L191 182H186L185 178ZM194 177H196V178H194ZM263 177H264V175H263ZM240 180L242 182H240ZM132 182L133 181H130V182L129 181H125L124 184L122 182L120 186H117V193L114 192L112 194V192L111 193L109 192L108 195H106L107 197H104V198L101 197V199H100V197L98 199H96V198L89 199V198L92 197V195L90 197L88 196L89 198L87 196H82V197L80 196L82 199L80 197H77L76 198L72 193H71L72 195L71 194L69 196L66 195L68 197H66L63 193H61V194H55V195H50V194L48 195L49 189H50V188H48V184L49 183H46L44 181L43 182L41 181V184H39L40 187H38L37 192L41 193V200H43V203L47 204L48 207L51 206L52 207V208L50 207L51 209L54 208V210L56 209L57 211H60V210L62 211L63 209L66 210L69 207H70L69 209H74L75 207H78V206H79V208H81L80 205L85 207L86 206V203H87V206L86 207L88 209H91L97 203L98 204L99 203H102V204L104 203L105 204L106 202L109 201V200H107L108 198L112 199L111 197L117 196V194H119L120 192H122L121 189L124 190V189H127V188L128 189L131 188V190H133V191H134V189H135V191L140 190V189H137L138 187L136 185H134V184L132 185L131 184ZM187 183H188V185H187ZM6 184H9V183H6ZM118 184H120V183H118ZM241 184H243V185H241ZM100 185L99 186L98 185H93V186L92 185H89V186L87 185L84 188H80L78 190L75 189V190H76V192H78L79 190H82L83 191V190H88L89 188H95V191H96V188H97V190L100 187L103 188L102 186H104V184H100ZM183 185L186 187V189H184V186ZM230 185H232V188H231ZM46 187H47V189H46ZM49 187H50V185H49ZM104 188H105V186H104ZM230 190H232V191H230ZM148 191H150V189ZM148 191H146V190L145 191H142V189H141L139 192L140 193L142 192V194L145 193L144 195H148L149 193L152 194L151 191L150 192H148ZM228 191H229V193H228ZM79 192H81V191H79ZM252 196H253V198H252ZM174 197H175V199H174ZM236 198H238V199H236ZM93 202H94V204H93ZM252 203L254 204V207L256 205L259 206V207L257 206L258 209L255 207L257 209V211L253 207ZM241 204L243 205L242 207H241ZM0 207H1V204H0ZM164 209H165V207H164ZM56 210L54 212H56V215L57 216L55 215L54 212H53L54 213L53 214L52 211H51V212H49L50 213L48 215L49 218H47V219L51 220V218H52L51 221H53V222L57 221L55 223L58 226L60 224L59 223L60 222L59 219H61V217H60V215H58L59 212L57 213ZM85 210H86V208H85ZM183 210L184 209L180 210V213H178V215L182 216V217L179 216L181 222L183 220L184 223L194 222L193 224H196L197 223L198 225H200V223H201V225H202V223L205 221V218H204L203 221H201V222L198 223V221L203 217V215H197L196 216V214H195V212H193L192 208H189L186 211L185 210L183 211ZM160 211L162 212L164 210L163 209H160ZM158 216H159V218H161L163 216V214L161 215V213H158V212L154 214V210H153V212L151 214V218L152 219H157ZM192 217H194V218H192ZM57 218H58V220H57ZM243 218H247V219L244 220V221H241L240 219H243ZM17 219L18 220H16V218H15V221L13 222V225H16L18 227H19V225L21 226V228L19 227L16 230L17 235H21V234H23V235L24 234H26V235H31L32 234L33 235V234H35L38 231L37 229H29L28 230L27 228H29V227L26 226L27 224L26 225H23V224H25V221L24 222L23 221L20 222L19 217H17ZM171 223H172L171 221L170 222L168 221L167 222V225L164 228H159V229H161L160 232H162V233H163V231L166 232V233L165 232L163 233L164 236L167 235V233L170 230H172V228H174L173 226H171V228H170L169 225H172ZM229 226H231V227L229 228ZM229 229H231V230H229ZM173 230H175V229H173ZM63 239H64V237H60L59 239H57L58 240L57 243L58 244H61V246H60L61 248L58 249L59 250L58 253L60 252L59 254H61V253L64 254V255L62 254L63 257L62 256L59 257L60 260H62L64 257H66L68 255V253L71 252V250H72V249L71 250H69V249L67 250L66 247L65 248L63 247V242H64ZM49 245L51 246V244H49ZM49 245H47L48 248L50 247ZM226 246H228L227 247L228 248L227 249L228 252L225 251L226 250L225 249ZM40 247H41V245H40ZM0 250H2V249H0ZM52 250H54L53 247H52ZM66 250L68 252H66ZM76 250L77 251H75V252H77V253L74 256L71 257L72 260L68 264H74L75 261L79 260V258L81 259V257H82V250L80 248H77ZM220 253H221V251H220ZM40 254L42 256L44 255L43 257L47 256V254H48L47 257H49L50 256L49 254H52V252H51V250L46 249V250L41 251ZM94 254H95V251L92 252V253H87L85 255V258H87V259H89V257H90L89 260H90V262L92 261L91 262L92 264L98 262V259H96L95 257L93 258V255ZM197 254L198 253L194 254V257L192 256V260H187L188 263L185 262V263H182V264H213V263H210V260L212 259V258L210 259V257H213L212 255L206 254L207 255V257H206V255L203 253L205 255V257H204V255H201L202 253L199 254L201 256H199ZM208 255H210V256H208ZM215 255H217V254H215ZM47 257H45V258H47ZM196 259H197V262H196ZM65 262H66V260L64 261V259H63V264ZM116 262L117 263H115V264H119V261H116ZM212 262H213V259H212Z\"/></svg>",
  "mask_w": 264,
  "mask_h": 264
}]
</instances>
